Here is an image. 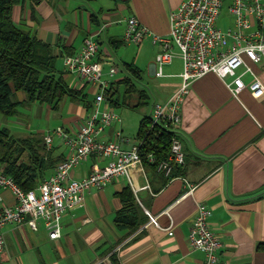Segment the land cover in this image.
<instances>
[{
	"label": "crops",
	"instance_id": "0c3cea01",
	"mask_svg": "<svg viewBox=\"0 0 264 264\" xmlns=\"http://www.w3.org/2000/svg\"><path fill=\"white\" fill-rule=\"evenodd\" d=\"M110 1L94 6L69 0L68 10V1L63 4L61 0H40L32 4L24 0L13 5L11 18L50 43L60 59L56 67L64 80L87 94L82 101L66 99L59 120L52 125L69 132L91 110L95 89L65 71L63 56L78 51L86 38L98 42L95 59L101 63L102 78L108 81L111 95L109 98L105 94L99 107L120 116V121L107 125L102 135L114 139L113 132L119 128L123 138L117 140L122 148L129 149L137 139L140 119L150 115L152 104L164 101L180 86L182 61L176 48L173 59L162 65V75H155L158 47L151 35L168 34L169 12L182 0ZM129 15L150 31L138 44L122 42L125 18ZM65 21L69 26L64 25ZM245 61L249 70L243 73V81L248 84L257 78L264 85V63ZM125 63L134 65L139 76L128 72ZM244 69L242 66L239 71ZM128 77L134 84L130 90L125 82ZM143 77L152 80L154 88L151 105L139 118L134 112L143 104L137 105V91L143 90L148 98L145 88L137 85ZM230 80V76L223 79L207 72L191 81L175 128L185 163L174 166L172 176L166 177L142 163L131 168L129 176L118 175L101 188L91 187L81 205L63 212L60 235L54 239L49 238L41 220L36 229H31L25 220L4 225L2 258L17 262L14 249L8 250L6 241L15 242L28 228L44 231L41 244L58 251L63 264H203L204 253L192 249L187 241L196 203L203 201L210 211L209 227L221 242L220 259L227 264H264V96L253 94L248 88L235 94L226 84ZM45 106L54 111L60 109V105L57 109ZM50 148L57 161L67 154V146L55 134ZM104 162L106 159L91 155L71 170V176L81 178L95 164ZM127 186L133 192L141 220L133 231L119 229L114 222L122 206L118 192ZM1 196L7 204L14 203L10 190H1ZM149 215L156 217V223L149 221ZM42 261L61 264L57 259Z\"/></svg>",
	"mask_w": 264,
	"mask_h": 264
},
{
	"label": "built area",
	"instance_id": "2783aa9c",
	"mask_svg": "<svg viewBox=\"0 0 264 264\" xmlns=\"http://www.w3.org/2000/svg\"><path fill=\"white\" fill-rule=\"evenodd\" d=\"M227 2L228 24L218 26L221 8ZM150 34L146 26L129 15L125 18L122 35L124 43L138 44ZM152 41L158 47L155 55V75H162V65L176 55L182 61L181 83L164 101L154 102L150 110V126H157V134L162 129L174 131L169 140L166 158L156 160L152 152L141 154L140 140L136 139L129 149L122 148L119 128L115 129L114 139L103 137L104 129L112 122H119L117 112L101 109L108 81L102 78L101 63L95 59L98 42L86 38L80 49L63 56L67 73H74L95 89L93 105L82 123L69 132L56 126L43 135L49 149L52 135L61 138L67 146L66 156L60 160L52 172L37 186L24 190L12 177L0 172V264H11L2 258L4 238L2 227L18 224L24 220L31 229L43 221L49 238L60 235L61 217L66 209L82 204L84 195L91 187L101 188L118 175L129 176L131 168L144 163H155V169L170 177L174 166L182 167L185 155L175 128L181 118V104L193 79L207 72L220 78L230 76L226 82L233 93L248 88L257 96H264V85L257 78L246 84L242 75L249 68L245 59L264 63V0H182L169 12V32L166 35L152 34ZM244 66L243 71L239 68ZM115 68L112 67L111 71ZM91 155L106 159L103 165H94L81 178H73L71 170ZM8 189L14 197L12 205L3 201L1 190ZM209 209L203 201L196 203L195 214L189 226L187 241L192 249L204 253L203 264H227L221 260L218 250L221 242L208 223ZM149 221L156 223V217L149 215ZM168 233H171L169 230Z\"/></svg>",
	"mask_w": 264,
	"mask_h": 264
},
{
	"label": "trees",
	"instance_id": "16d2710c",
	"mask_svg": "<svg viewBox=\"0 0 264 264\" xmlns=\"http://www.w3.org/2000/svg\"><path fill=\"white\" fill-rule=\"evenodd\" d=\"M22 1L24 0H0V113L13 116L18 112L19 106L32 102L57 109L64 99H86L87 94L69 86L57 69V55L53 52L52 45L12 20L13 5ZM30 1L36 4L40 0ZM125 67L133 76H139L134 65L125 63ZM125 82L127 90L134 85L131 77L126 78ZM14 91L23 92L25 96L14 99ZM108 92L109 89L106 88L104 95L110 98ZM137 92L140 99L137 105L144 104L146 94L143 90ZM149 126L150 116L145 115L139 121L137 133L141 154L152 152L156 160L164 159L168 155L169 140L174 131L162 129L157 134V126ZM0 149V172L12 177L24 190L35 188L63 159L57 161L52 156L51 148H47L41 134L14 137L8 127L0 128ZM144 163L155 169V163ZM118 195L122 206L115 215V225L119 229L133 231L141 221L136 212L133 192L127 186ZM98 264L109 262L101 261Z\"/></svg>",
	"mask_w": 264,
	"mask_h": 264
},
{
	"label": "rangeland",
	"instance_id": "374dc122",
	"mask_svg": "<svg viewBox=\"0 0 264 264\" xmlns=\"http://www.w3.org/2000/svg\"><path fill=\"white\" fill-rule=\"evenodd\" d=\"M57 0H54L56 3ZM68 1V10H69V0H61L63 4ZM81 3L100 6L102 1H109L110 0H92L89 2H84L80 0H74ZM227 2H224L220 16L217 20V25L225 27L229 23L228 15H227ZM66 21L64 25H66ZM69 26V23L67 24ZM68 28V27H67ZM57 66L60 65V59H56ZM154 83L152 80L143 77L141 82H137L139 87H144L148 93V98L146 102L142 105L141 108L136 109L134 113L139 116V118L146 113L147 109L151 105L152 102V92L154 88ZM154 94V93H153ZM25 94L23 92L14 91L13 98L19 99L24 97ZM66 99H64L60 104V109L58 111H54L50 108H47L45 104H40L37 102L27 103L17 108L18 112L13 116H4L0 113V128L1 127H8L11 135L14 137H23L29 136L30 134H40L51 132L52 128L55 125L56 120H59V114L62 113V106L65 103ZM61 111V112H60ZM1 151V149H0ZM43 232L41 229L38 231H30L28 228L25 230L24 235H18L17 240L15 242H11L10 240L6 241V248L14 249L15 256L17 258V262H10L11 264H43L44 261L50 262L52 259H57L61 264V259H58L60 256L58 251L56 252L55 249L49 245L41 244V241L44 237ZM65 261H67L65 259ZM9 262V261H8Z\"/></svg>",
	"mask_w": 264,
	"mask_h": 264
}]
</instances>
